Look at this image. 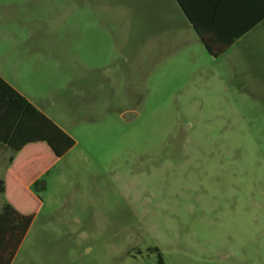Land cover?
Listing matches in <instances>:
<instances>
[{"label": "rangeland", "instance_id": "obj_1", "mask_svg": "<svg viewBox=\"0 0 264 264\" xmlns=\"http://www.w3.org/2000/svg\"><path fill=\"white\" fill-rule=\"evenodd\" d=\"M6 41H60L75 141L10 264H264V41L211 56L174 0H0Z\"/></svg>", "mask_w": 264, "mask_h": 264}, {"label": "trees", "instance_id": "obj_2", "mask_svg": "<svg viewBox=\"0 0 264 264\" xmlns=\"http://www.w3.org/2000/svg\"><path fill=\"white\" fill-rule=\"evenodd\" d=\"M207 52L218 56L227 46L264 18V0H177ZM216 44H218L217 47ZM45 142L56 157L74 144V139L20 95L0 77V144L12 152ZM35 192L45 190V180L33 182ZM0 264H10L31 221L33 212L18 209L5 196L0 180Z\"/></svg>", "mask_w": 264, "mask_h": 264}, {"label": "crops", "instance_id": "obj_3", "mask_svg": "<svg viewBox=\"0 0 264 264\" xmlns=\"http://www.w3.org/2000/svg\"><path fill=\"white\" fill-rule=\"evenodd\" d=\"M174 1L179 10H181L186 23L194 30L177 0ZM198 39L200 40L199 37ZM241 41H252L250 45L251 49L259 46L261 41H264V18L247 32L235 38L234 42L227 46L219 55L223 54L233 44L240 43ZM6 42L3 45H8L10 51L9 54H0V77L58 127L70 135L65 124L61 123L62 119L59 116H53L49 112V103L44 98V95L49 93L50 89L59 88L60 79H62L61 84L63 85L64 77H66L64 71L60 69V66L64 63V56L60 54V41L51 44H49V41ZM217 46L218 44L215 47ZM252 59V70L254 73L251 75L255 78H261L262 76L258 75L260 70L257 68L261 66L260 60L257 62L256 58L253 57ZM74 78H76L75 75ZM88 78L89 82L85 86L86 89L92 86L91 77ZM76 84L80 86V82L77 81ZM126 113H128L127 110L123 111L122 117H126ZM70 149L61 157H56L45 142L29 143L17 152H12L5 145L0 144V180H4L5 196L21 211L33 212V219L27 232L37 218L39 201L35 195L39 196L43 192H35L33 182L38 178L44 179V176L49 174L53 166L65 157ZM13 192L14 195L12 194ZM4 200V195H0V204Z\"/></svg>", "mask_w": 264, "mask_h": 264}]
</instances>
